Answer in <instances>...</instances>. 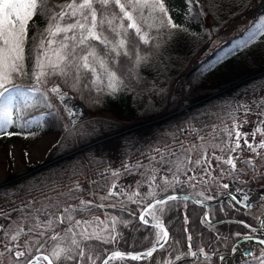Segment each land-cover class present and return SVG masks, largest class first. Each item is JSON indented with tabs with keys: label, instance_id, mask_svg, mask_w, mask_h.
Here are the masks:
<instances>
[{
	"label": "trees",
	"instance_id": "trees-1",
	"mask_svg": "<svg viewBox=\"0 0 264 264\" xmlns=\"http://www.w3.org/2000/svg\"><path fill=\"white\" fill-rule=\"evenodd\" d=\"M254 1L200 0L199 5H196L195 3L189 4L188 0H165L173 20L181 26L180 30L165 29L158 34L153 30L151 35L156 36L154 43L158 46L141 45V54L146 55L148 59L137 69L139 78L130 81L125 80L124 86L115 94H109L107 90L103 92L96 91L87 77L82 78L76 88L66 87L59 77H53L52 79L56 83L61 84L64 92L70 93L90 113L88 118L67 131L73 134L70 140H68L69 133L64 132V136L58 144L59 149L54 155L63 156L65 153L73 152L104 137L121 132L122 129L142 125V123L151 121L154 118L169 116L142 128L137 127L129 131L125 130L126 132L122 131L119 136L94 144L83 152H76L66 158H60L32 176L28 175L19 179L10 186L0 187V198L13 202L12 199L19 194L20 188H24L28 192L39 189L43 191L52 187L56 181H70L81 173L82 164L90 168L101 167L105 163L101 154L107 144L116 145L114 154H112L115 160L152 151V156L157 157V161L160 160L161 156L169 164L177 163L180 158H182V161H186L188 156L185 155V149L187 147L183 142L178 145V139L173 136L177 130L178 132L183 130L181 124L191 126L194 133L197 132V134L205 133L206 130L210 133L215 129L221 131L220 125L222 123L233 121L239 115L240 98L253 94L255 90L258 92L261 90L260 85L264 83V74H260L248 82L193 105L182 113H176L182 97L181 90L177 86L179 76L214 32L224 29L233 19L243 16ZM207 18L212 19V26H207ZM261 24H264V10L260 11L256 17L249 19L248 24L239 31L232 33L227 42L214 49L192 71L187 86L188 94L190 95L200 89L218 88L238 79L242 75L252 73V71H264V66L249 67L253 63L252 53L263 44L264 37L257 36L255 40L246 43L249 41L250 35ZM44 25V19L38 17L36 19L37 28L42 29ZM29 35H33V32L30 31ZM15 83L20 85L25 92H28L35 81L29 78H17ZM48 87H51V85H48ZM40 90L41 92L45 91L44 88ZM48 98L53 107H49V104L45 103L37 92L29 93V103L26 106L23 104L24 98L20 97L17 110L13 113L14 118L18 117V119H15L13 125L0 132V135L10 130L14 135L18 134L34 142L41 135L51 132H63L68 125L63 105L50 92ZM197 98L192 97L187 101V104L195 102ZM98 113L107 114L109 118ZM124 121L130 124H125ZM159 139L169 144L165 150L161 149L158 153L155 148L151 149ZM176 145L178 146L176 147ZM106 155L107 153L104 155L105 158ZM261 179L259 178L254 182L249 179L239 184L247 188L258 189L262 184L259 183ZM165 181H168V183H165ZM164 184L167 190L158 191L157 187L152 185L146 193L141 191L140 197L129 205L109 206V210H113L116 214L113 220L115 221L114 224L111 221L103 227L100 220L89 223V231H96L104 235H107L106 229L114 227L115 231L122 235V238H118L117 243L105 245L95 240L87 241V243L97 249L104 248L108 252L112 250L122 252L147 250L155 243L154 237L157 229L146 226L138 220L140 212L137 207L140 202L148 204L159 197L175 192L215 201L227 193L222 184L217 185L216 183H210L209 186L204 183L202 187L192 189L186 180V176H182L179 180L169 181L166 179ZM150 193H155V195H149ZM121 194L126 195L122 192ZM105 196L107 199H101L98 196L95 200L102 201L105 204H108L109 200L114 202V196L109 198V195L105 194L103 197ZM115 197L119 198L120 195ZM131 200L129 199L127 202ZM54 202L57 203V200H54ZM36 205V203L32 204L31 210ZM57 205L58 203L53 206L54 210ZM88 207L89 209H87ZM159 207L161 210L157 212V215L160 222L170 232L168 245L164 249H158L152 257L144 260L117 259L110 262V264H159L160 261L165 260V257L169 258L171 264H214L219 255L231 252V249L236 245L240 238L236 237L235 233H247L249 230L244 225L254 226L264 210L260 208L255 211L241 213L227 202H224L211 207L209 209L210 220L205 221L204 207L187 200L167 201ZM80 209L83 210L73 213L76 220L77 218L90 216L92 212L100 210V207L96 204H90ZM57 212L60 213V210ZM185 219H187V223H185ZM55 221L53 220V226H60ZM41 227L35 229V225H33L31 229L34 231L32 232H42ZM184 229H187V233L184 232ZM133 233L137 234L134 239L132 238ZM186 235L192 237L190 242L186 240ZM60 236H64V234ZM76 238L80 239L79 236ZM177 241L179 243H176ZM54 243V241L49 242L48 240L49 249ZM188 243H191L192 250H196L197 247L204 248L208 253V259L205 260L201 256L199 259L185 257L179 261L175 260L177 254L189 250ZM35 253L36 249L34 248L31 254ZM103 255L104 253H101L102 257ZM24 262L25 258L17 259L15 257L11 264H24ZM63 264H75V262L64 261ZM97 264H99V261Z\"/></svg>",
	"mask_w": 264,
	"mask_h": 264
},
{
	"label": "snow or ice",
	"instance_id": "snow-or-ice-1",
	"mask_svg": "<svg viewBox=\"0 0 264 264\" xmlns=\"http://www.w3.org/2000/svg\"><path fill=\"white\" fill-rule=\"evenodd\" d=\"M188 3L199 5L200 0H188ZM38 17H42L45 21L42 29L36 26ZM180 27L173 20L165 0H0V132L13 125L15 119H18V117L14 118L13 113L17 110L20 97L24 98L23 104L26 106L29 103V93L37 92L41 99L49 104V107H53L48 98L50 92L64 103L67 92L62 90L61 84L56 83L53 77H59L66 87L71 88H76L81 79L87 77L96 91L107 90L109 94H115L124 86L125 80L139 78L137 69L148 59L146 55L141 54V45L158 46L154 43L156 36L151 35L153 30L158 34L161 30H180ZM30 31L33 32L31 36ZM257 36L264 37V24L250 35L246 43L255 40ZM17 78L33 79L35 84L28 92H25L15 83ZM41 88L45 91L41 92ZM65 108L70 116L74 115L67 105ZM261 123L264 124V121ZM233 132L235 141L229 151L237 154L235 158L233 155H229L227 159L215 158L218 163L229 165L232 171H240L237 169L236 160L239 159L237 150L241 148V138L243 137L244 146L248 150L259 155V150L264 149V139L256 143L255 136L258 133L264 135V132L259 126L254 129L251 133L252 142L248 139L249 133H241L236 124L233 125V130L228 132L229 138L233 136ZM157 152L159 153L158 149ZM187 152L188 150L185 149V153ZM188 162H191L190 157ZM205 162L208 167H211L207 153L203 152L201 158L195 163L202 165ZM157 163L163 166L167 161L161 156ZM246 163L255 167L252 159ZM125 168L130 171L127 165ZM207 170L204 168L205 172ZM113 175L116 176L119 173L114 172ZM155 179L156 176L153 174L151 180L155 181ZM229 187V184L223 185L224 189ZM116 188L117 186L113 184L108 195H120ZM149 195L154 196L155 193ZM229 198L237 204L244 203L245 207H250L247 203L249 201L247 194H244L242 200H238L231 194ZM101 199H107V197H101ZM176 199V196L169 195L166 200L160 199L154 204L146 205L139 220L148 225L149 220L145 219V216H150L156 221L153 227L159 231L155 234V244L151 248L143 253L131 255L130 259L140 260L152 257L154 252L168 245L169 231L160 222L157 212L161 210L159 206ZM81 203L90 205L91 201ZM98 206L104 207L102 204ZM82 210L74 209L69 205L56 215L57 224L69 225L64 230V236L53 234L55 233V228L52 227L54 222L46 218L45 223L49 228L48 240L55 242L50 249L48 241L38 240L37 255L33 256L29 249L14 251L5 246L7 251L12 252L17 259L25 258L24 264H44V262L63 264L64 261H74L75 264H97L98 261L99 264H110V261L118 258L124 259L125 254L120 251L108 252L104 248L97 249L87 243V241L95 240L105 245L115 244L122 235L117 233L114 227L106 229L107 235L89 231V222L76 220L73 215ZM244 227L249 231L245 234L237 232L236 237L255 241L264 246V239L255 235L258 231L264 235V220L260 221L259 229L250 224H245ZM184 232L187 233V229H184ZM38 235L43 237L45 233L41 232ZM77 236L80 239H77ZM19 237L20 232H16L10 237V241L16 242ZM191 239L190 235H186L187 241L190 242ZM15 247L19 249L21 245L17 243ZM187 247L189 250L177 254L175 260L179 261L185 257L199 259L201 256L205 260L208 259V253L204 248L197 247L196 250H192L191 243H188ZM231 251L235 253L237 248L233 247ZM101 253H104L103 257ZM247 255L251 256L256 264H264V248H261L258 254L249 251ZM218 259L223 262L226 257L220 255Z\"/></svg>",
	"mask_w": 264,
	"mask_h": 264
},
{
	"label": "rangeland",
	"instance_id": "rangeland-1",
	"mask_svg": "<svg viewBox=\"0 0 264 264\" xmlns=\"http://www.w3.org/2000/svg\"><path fill=\"white\" fill-rule=\"evenodd\" d=\"M262 10H264V0H255L248 7L243 16L233 19L224 29L215 31L211 35L210 39L197 52L192 62L195 59L199 58L203 50L206 48L207 51H205V54L202 55L203 61L214 49L227 42L232 33H234L235 31H239L242 27L247 25L248 20L256 17V15ZM206 24L207 26H212V19L207 18ZM227 30L229 31L223 35V32ZM207 46L209 47L207 48ZM252 59L253 63L249 67L255 65L257 67L264 66V42L261 46L258 47L256 51L252 53ZM190 64L188 65V67L190 66ZM182 74L177 80V86L181 90L182 96L179 105H187V101L192 97L197 98L200 96H205L210 92L219 89L227 91L237 85H241L254 79V77H257L260 74H264V71H252V73L242 75L238 79L221 85L218 88L200 89L191 93L190 95L188 94L187 89L189 79L187 82L184 81L183 83H179V81H181L183 78ZM260 88L261 90H259L258 92L255 90L253 91V94L245 95L240 98L239 115L233 121L222 123L220 125L221 131L215 129L210 133L206 130L205 133L197 134V132L194 133V130H192L191 126L181 124L183 130L181 132H178L177 130L176 132H174L173 136L175 139H178V145H181V143L183 142V144H185V146L187 147L188 152L185 155H187L188 158L186 161H182V158H180L177 163H165L163 166H160L157 163V157L155 158L152 156V151L142 152L139 154H135L132 157L115 160L112 154H114L116 145L107 144V147L104 146V151L101 154V157L105 162L101 167L90 168L82 164L83 168L81 173L78 176L72 178L70 181H56L52 187L44 189L43 191L39 189L33 192H28V190L20 188L19 194L13 197V202H11V200L8 201L0 198V253H2V255H0V264H11L15 260V256L12 252L7 251V248H12L14 251H23L25 249H29L31 252L34 250V248L36 249L38 240L41 242L48 241L49 228L45 223L46 218L56 220V215L59 214V212L57 211L60 210L61 212L63 208L69 207V205H71L72 208L80 209L85 206L81 203L82 201H91V205L96 204L98 206L102 204L104 205V207H100V210L94 213L92 212V214L86 218L81 217L77 218V220H86L89 223H94L100 220L101 222H103L101 223V226L104 227V225L106 226L109 222L113 221L116 216L113 210H109V206L112 205V207H117L119 205H129L130 203L135 202L134 200L140 197V195H136V193L141 194V191H145L146 193L148 188L152 185L156 186L158 191L167 190L166 185L164 184V180L166 179H168L169 181L177 179L179 180V178H181L182 176H186V180L188 181L192 189L196 187H202L204 183L206 184V186H209L210 183H216L217 185L229 184V186H232V189L236 191L238 187L242 186L241 184L243 182H246L249 179L254 182L259 178H262L259 183H262L260 188H263L264 149L259 150V155L253 154L244 146V139L242 137L240 140L241 148L237 150L239 159L236 160L237 169H239L240 171H232L229 165L223 164L222 162L218 163L215 158L223 157L224 159H227L229 155H233L235 158V156L237 155L229 151L230 147L234 144L235 133L233 132V136L229 138L228 132L233 130L234 124L239 126V131L241 133H249L248 139L250 142L253 141L251 133L258 126L261 128V131L264 132V124L261 123V121H264V115H261V113H264V83L260 85ZM68 96L72 95L70 93H67V97ZM74 99L75 98L72 96V100ZM61 104L63 105L68 119L67 128H65L63 132H51L41 135L34 142H31L27 138L22 137L18 134L14 135L10 130L3 133V135H0V187L10 186L11 184L19 181V179H16L17 177L22 179L24 177H27L28 175L32 176L40 169L47 168L53 162L58 160L57 158L51 157V155L55 154V152L58 151V144H60L64 136V132L69 133L68 140H70L73 137V134L67 131H70L73 127L81 123L90 115L89 111L83 106L82 103H80L87 111V114L71 124L70 117L65 108V105H67L68 108V104L66 101ZM182 112L183 111H181V113ZM99 115L109 118L107 114ZM157 119L154 118L151 121L142 123V125L140 124L141 126H131L129 127V129H122V131L126 132L125 130L129 131L137 127L142 128L151 125L155 122H159V120ZM122 131L104 137L96 141V144L119 136ZM201 137L203 139H201ZM262 139H264V135L258 133L255 136L256 143H259ZM168 144L169 143H164L159 139L157 144L151 150H153L154 148L155 150H165ZM226 144L228 146L227 148ZM178 145H176V147ZM81 148H78L80 149L79 152H83L86 149ZM221 149H224V151H221ZM174 150H172V152H174ZM203 152L207 153L208 160H210L211 162V167H208L207 162L202 165H197L195 163L196 160L201 158ZM106 153L107 155L105 158L104 155ZM69 154L72 153H65L62 157L66 158L67 156H69ZM189 157L191 162H188ZM249 159L253 160L255 167H252L246 163ZM125 165H127L130 171L126 170ZM204 168L208 169L207 172L204 171ZM114 172L119 173V175L114 176ZM153 174H155L156 176L155 181L151 180V176ZM174 177L175 179H173ZM189 177H192V179H188ZM113 184L117 186L116 191L120 192L119 198L114 196V202L109 200L108 204H105L102 201L95 200L98 196L103 197L105 194H108ZM216 184L215 187L217 186ZM121 192L126 195H122ZM226 192H229V188L226 189ZM110 197L111 196H109V198ZM129 197H132V200L130 202H127V200H129ZM54 200H57L58 203V205L55 207V210L53 206L57 203L54 202ZM34 203H36L37 205L31 210L32 204ZM146 205L147 204L144 202H140V205H138L137 208L140 212V214L138 213L139 216L143 212ZM260 208L264 209V196L260 197L257 208L251 211H255ZM37 209H39V211H37ZM87 209H89V207ZM259 220L260 217L259 219H257L254 227L258 225ZM140 223L142 222L140 221ZM33 225H35V229L42 226V233H45V235L41 237L38 235V233H41L40 231L32 232L34 231L33 229H31ZM68 226L69 225H52V227L55 228V233L53 234L59 236L61 234H64V230ZM158 231L159 229L156 230V232ZM16 232H20V237L18 241L11 242L10 237L12 235H15ZM133 235V239L137 237L136 233H133ZM255 235L261 236V232H257L255 233ZM50 241L51 240H49V242ZM17 243L21 245L19 249H16L15 247V244ZM248 243H251L253 245V248H251L250 250L257 254L259 253V250L261 248H264V246H261L257 243L254 244L252 241H249ZM5 246H7V248ZM245 250H247V248H245ZM37 254L38 253L36 252L35 254H33V256ZM230 254H233V252L231 251L227 253L225 256L226 260L223 262L219 261V259L217 258L214 264H246V261L247 264H256L251 256L241 257L240 255L241 258L239 256L231 258L228 257V255ZM229 260L231 261L229 262ZM167 263H169V258L165 257V260L160 261L159 264Z\"/></svg>",
	"mask_w": 264,
	"mask_h": 264
},
{
	"label": "water",
	"instance_id": "water-1",
	"mask_svg": "<svg viewBox=\"0 0 264 264\" xmlns=\"http://www.w3.org/2000/svg\"><path fill=\"white\" fill-rule=\"evenodd\" d=\"M205 51H207V49L205 48L201 54L204 55L205 54ZM202 60V59H201ZM201 60H197L195 59L193 62H191L190 66L185 70V72L183 73L182 77L183 78H186V81H188L192 71L199 65L200 61ZM179 83H181V81H179ZM224 90H215L213 91L208 97H211L212 95H216L220 92H223ZM67 100H72V96H68L66 99ZM72 103L74 104V107H76L77 110L74 109V107H70V105L68 104V108L71 109L72 113H74V115H69L68 111V115L70 117V121H71V124H73L74 122H76L78 119L82 118L83 116H85L87 114V111L84 109V107L77 101V100H72ZM200 103L199 101L197 102H194V103H191L189 105H186V108H189L193 105H196ZM181 108V107H180ZM185 109V108H184ZM183 110V109H182ZM178 112H181L180 109L178 110ZM127 131V130H126ZM97 142H94L92 144H89L81 149H85L86 147H89V146H92L94 144H96ZM80 151V150H79ZM233 184H236V183H233ZM229 194L233 195V196H236L238 200H242L243 199V196L244 194H247L248 197H249V201L247 203L250 204V207H245L244 206V203H240V204H237L235 201H231L230 198H229ZM169 195H173V196H176L177 199H182V200H187V201H190V202H193L197 205H200V206H203L205 211H204V214H205V217H207V220H210V216H209V209L213 206H216L218 204H221L223 202H228L230 203L237 211L239 212H245V211H248V210H253L255 208H257L258 206V202H259V199L260 197H263L264 196V187L263 188H260L258 190H246L245 188L243 187H238L236 191H234V189H232V186L229 187V192L223 196L222 198L216 200V201H210V200H206V199H203V198H199V197H196V196H192L190 194H185V193H171V194H167V195H164L162 197H159L153 201H151L150 203H155L156 200H160V199H165L167 198V196ZM259 197V199H258ZM145 219L149 220V224L150 226H153L156 221L153 220L150 216H145ZM261 220H264V214L261 216L260 218V221ZM142 222V221H141ZM143 223V222H142ZM165 226V225H164ZM166 227V226H165ZM260 225L259 226H256L254 228H257L259 229ZM167 228V227H166ZM169 231V230H168ZM260 233V231H258ZM169 237H170V232H169ZM248 241L246 240H239L237 242V246H241L243 243H246ZM254 244L256 243L255 241H252ZM152 247V246H151ZM150 247V248H151ZM148 250V249H147ZM118 251V250H116ZM146 250L144 251H139V252H122L125 254V259H128V260H132L130 259V256L131 255H135V254H138V253H143L145 252ZM250 251V249H247L246 251H243V252H236V253H233V254H230L228 255V257H231V258H235L236 256H239L241 253L242 255L244 256H248L247 253ZM155 253V252H154ZM153 253V254H154ZM119 259V258H118ZM142 259H145V258H142ZM140 259V260H142ZM132 261H138V260H132ZM111 262V261H110Z\"/></svg>",
	"mask_w": 264,
	"mask_h": 264
},
{
	"label": "bare ground",
	"instance_id": "bare-ground-1",
	"mask_svg": "<svg viewBox=\"0 0 264 264\" xmlns=\"http://www.w3.org/2000/svg\"><path fill=\"white\" fill-rule=\"evenodd\" d=\"M229 30H227V31H225V32H223V35L225 34V33H227ZM209 46H210V44H209ZM209 46H207V48L209 47ZM202 59V56H200L199 58H197V60H201ZM202 62V60L200 61V63ZM199 63V64H200ZM183 75V74H182ZM189 79H190V77H189ZM184 81H186V78H182V80H181V82L183 83ZM220 90V89H219ZM215 91V90H214ZM213 92V91H212ZM212 92H210L209 94H207V95H205V96H200V97H198L197 99H196V101L195 102H197V101H199V102H202V101H205V100H207V99H209L210 97H208ZM220 93H222V92H220ZM220 93H218V94H220ZM217 95V94H216ZM213 96H215V95H212L211 97H213ZM66 101V100H65ZM67 102V104H69L70 105V107H74V104L72 103V100H67L66 101ZM194 103V102H193ZM187 105H189V104H187ZM181 107V108H180ZM180 107H179V109H180V111H184V110H186V109H188V108H186V105H180ZM185 108V109H184ZM74 109L75 110H77L76 109V107H74ZM178 109V110H179ZM183 109V110H182ZM178 110L176 111V113H180V112H178ZM169 115H166V116H163V117H160V118H158V120L160 121V120H163V119H165V118H167ZM85 147V146H84ZM90 147V146H89ZM86 148H88V147H86ZM79 150L80 149H77V150H75V151H73V152H71L72 154L73 153H76V152H79ZM70 153V152H69ZM72 154H69V155H72ZM51 157H53V158H57V159H60V158H63L62 156H57V155H51ZM57 161V160H56ZM16 179H20L19 177H17ZM239 250H241L240 248H239ZM44 264H46V262H44Z\"/></svg>",
	"mask_w": 264,
	"mask_h": 264
}]
</instances>
